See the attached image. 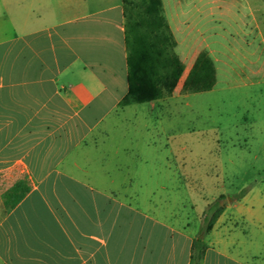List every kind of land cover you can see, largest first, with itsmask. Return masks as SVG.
<instances>
[{
	"label": "crops",
	"instance_id": "obj_1",
	"mask_svg": "<svg viewBox=\"0 0 264 264\" xmlns=\"http://www.w3.org/2000/svg\"><path fill=\"white\" fill-rule=\"evenodd\" d=\"M189 3L199 31L219 24L221 75L235 62L241 84L264 83V0ZM153 8L163 47L185 64L172 94L213 86L214 42L188 51L184 21ZM124 22L123 0H0V264H193L189 222L133 206L137 193L114 186L109 147L91 142L106 127H81L128 92ZM21 179L29 191L7 209ZM239 228L225 208L201 264H250Z\"/></svg>",
	"mask_w": 264,
	"mask_h": 264
},
{
	"label": "rangeland",
	"instance_id": "obj_2",
	"mask_svg": "<svg viewBox=\"0 0 264 264\" xmlns=\"http://www.w3.org/2000/svg\"><path fill=\"white\" fill-rule=\"evenodd\" d=\"M148 1L160 17L185 22L179 36L186 38L188 51L203 50L204 38L214 42L217 82H202L187 95L164 92L147 102H124L126 94L104 120L94 125L91 117L81 127H106L91 142L109 147L114 186L137 193L130 199L133 206L156 218L189 222L199 236L209 205L224 195L227 215L240 227L244 260L264 264V83L241 84L235 62L221 75L219 24L208 30L200 25L199 31L186 20L193 17L189 0Z\"/></svg>",
	"mask_w": 264,
	"mask_h": 264
},
{
	"label": "trees",
	"instance_id": "obj_3",
	"mask_svg": "<svg viewBox=\"0 0 264 264\" xmlns=\"http://www.w3.org/2000/svg\"><path fill=\"white\" fill-rule=\"evenodd\" d=\"M125 17V44L127 49L128 93L130 99L147 102L158 99L164 92L173 93L185 70V64L174 52L165 49L155 30L154 8L148 0H123ZM25 180L16 181L3 194L7 209L15 207L29 191ZM221 195L205 212L203 233L193 239L191 259L201 264L207 249L204 235L215 226L226 204Z\"/></svg>",
	"mask_w": 264,
	"mask_h": 264
}]
</instances>
